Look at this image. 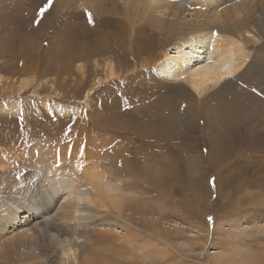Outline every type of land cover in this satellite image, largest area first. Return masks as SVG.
I'll use <instances>...</instances> for the list:
<instances>
[{"label":"rangeland","instance_id":"1","mask_svg":"<svg viewBox=\"0 0 264 264\" xmlns=\"http://www.w3.org/2000/svg\"><path fill=\"white\" fill-rule=\"evenodd\" d=\"M41 2L0 0V161L24 176L38 168L33 152L51 154L59 168L70 164L94 176L87 187L98 213L92 221L108 235L100 244L104 264H264L263 41L251 40L246 65L224 91L195 99L187 84L172 80L177 65L164 64L176 41L154 34L159 40L150 48L148 25L137 24L136 39L121 18L114 21L125 27V47L108 36L113 48L104 54L88 59L81 46L84 53L65 49L62 56L52 29L24 31L35 24L25 13ZM15 8L23 23L12 20ZM223 104L244 116L225 133L216 117ZM171 108L175 124L165 130ZM150 124L159 134L150 135ZM126 128L135 138L122 136ZM96 185H106L107 202L121 203V211L101 208Z\"/></svg>","mask_w":264,"mask_h":264},{"label":"bare ground","instance_id":"2","mask_svg":"<svg viewBox=\"0 0 264 264\" xmlns=\"http://www.w3.org/2000/svg\"><path fill=\"white\" fill-rule=\"evenodd\" d=\"M31 7L24 16L33 19L35 24L30 29L24 28L26 33L32 31L30 36L37 32L43 35L52 29L53 44L61 49V55L65 49L72 53L83 52L81 46H84L88 59L112 50L113 47L108 46V36L117 39L115 45L125 47V27H118L115 19L126 20L134 38L140 34L137 24H147L148 27L143 28L149 31L146 42L150 48L156 45L154 41L158 37L154 38V34L176 41L175 55L167 54L164 64L177 65L176 78L172 80L187 84L195 99L213 92L212 97H215L219 91H224L228 84L225 82L246 65L251 40H260L264 44V0H42ZM82 9L91 12L94 18L79 12ZM15 10L12 20L23 23V16L17 8ZM105 16L114 18L106 19ZM79 17L84 21L80 29L68 23ZM81 37L84 42H80ZM91 40L95 42L93 46ZM74 60L73 54L71 62ZM115 76L111 70L109 79H115ZM161 76L170 80L166 72ZM238 99L243 98L236 96L234 100ZM234 100L230 105L240 108L242 104H236ZM255 100L251 99L249 105ZM225 106L226 109L224 104L220 106L216 115L218 121L223 122V132L232 130L244 117L231 110L229 105ZM168 113L165 130L175 124L172 108ZM59 114H68V111L62 110ZM150 125L151 128L147 127L150 135L152 131L159 134L160 126ZM123 131L122 136L126 139L133 137V129ZM227 143L225 138L218 142L222 154H225ZM32 154H35L32 162L38 168L24 176L17 175L14 166H9L10 160L0 161V264H104L100 244L108 235L101 230L103 225L101 228L98 222L92 221L98 213L92 208L96 200L89 196L87 187L88 182L93 183L90 177L94 176L87 171L80 173L70 164L59 168L51 154ZM96 177L103 179L101 175ZM97 187L101 208L111 206L121 211V203L109 197L107 202V190ZM59 190L67 191L68 195L58 197ZM38 242L41 244L35 251Z\"/></svg>","mask_w":264,"mask_h":264}]
</instances>
